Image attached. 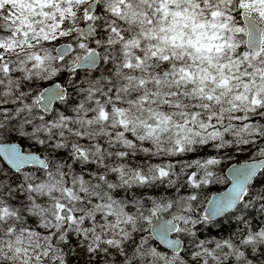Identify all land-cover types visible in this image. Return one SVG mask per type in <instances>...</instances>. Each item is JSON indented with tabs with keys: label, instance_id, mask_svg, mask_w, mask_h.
Listing matches in <instances>:
<instances>
[{
	"label": "snow or ice",
	"instance_id": "obj_1",
	"mask_svg": "<svg viewBox=\"0 0 264 264\" xmlns=\"http://www.w3.org/2000/svg\"><path fill=\"white\" fill-rule=\"evenodd\" d=\"M198 2L199 20L185 17L184 10L169 0H0L3 261L264 264V135L260 134L264 130V25L254 19L264 20V0ZM144 24L148 31L137 27ZM189 25L195 39L189 36L185 41L184 29ZM169 32L170 36L158 34ZM150 33L155 41L170 40L172 48L187 43L197 54L199 63L192 52L183 53L196 64L194 72L169 63L176 52L165 55L166 47L148 46L153 61L163 64L158 74L177 88L191 85L190 96L196 101L192 110L157 112L141 123L142 134L137 133L134 119L121 115L112 127L118 128L115 135L122 140L85 148L81 145L88 141L81 137L80 144L66 147L69 133L62 121L73 113L62 105L80 103L69 93H77L81 75L97 64L113 67V50L126 58L133 46L139 49L135 57L139 67L145 59L141 37L147 39ZM237 34L247 37L246 47H240ZM49 52L56 57L51 66ZM123 66L131 69L132 60L124 59ZM173 95L189 98L186 92ZM8 96L10 101L5 100ZM147 102L148 97H143L141 103ZM165 105L181 109L179 99L173 103L170 96ZM174 117L179 118L173 122ZM99 119L108 120V113L101 110ZM247 129L253 131L245 134L254 138L235 142L236 133ZM115 143L122 145L116 156L122 162L137 157L152 163L147 168L133 165L132 182L107 184L106 198L98 194L86 198V181L95 179L99 188L106 179L99 174L103 157L93 159L92 150L102 153ZM237 149L241 153L253 149L260 155L230 167L224 177L227 190L209 198L204 186L220 180L219 156ZM45 153L61 163L51 165ZM186 155L193 158L186 160ZM249 156L251 152L239 155L245 160ZM68 165L75 170L71 178ZM56 169H61L59 174ZM113 171L123 175L124 164ZM176 172L184 179H177ZM115 174L107 179L115 180ZM61 178L64 188L57 190Z\"/></svg>",
	"mask_w": 264,
	"mask_h": 264
},
{
	"label": "clouds",
	"instance_id": "obj_2",
	"mask_svg": "<svg viewBox=\"0 0 264 264\" xmlns=\"http://www.w3.org/2000/svg\"><path fill=\"white\" fill-rule=\"evenodd\" d=\"M170 3H175L179 9L184 10V16L191 19L193 16L197 20H199L202 16L200 4L198 0H169ZM141 11H143V5L139 6ZM153 19H157L153 17ZM171 19L169 23L171 24ZM257 23L264 25V20H261L259 17H254ZM183 21H181L182 23ZM137 27L144 28L145 31H148V25H138ZM136 29H133V34H135ZM185 32V41L192 36L195 39V36L192 35L191 25L187 29H184ZM159 35H171V33H158ZM242 34H237V41L240 47H246L247 37ZM141 44L143 45L144 51V63L137 67L135 63V57L139 52V49L133 46L130 48L129 55L126 58H122L118 52L114 49L112 52V60L113 67H109L107 63L103 66L97 64V67L91 69L86 72V74L81 75V81L77 83V93L72 95L69 93V96L73 100H77L80 103L77 105H70L67 102L63 103L62 107L67 108L68 112L73 113V115L62 123L64 124V130L68 131V135L65 137V146L68 144H80V138L83 137L87 139L88 144L81 145L85 148L88 147L89 144H101L102 146L111 140H122L123 137H118L115 133L118 131V128L112 127L113 124L119 123V118L121 115L124 116L126 120H135L136 121V130L138 134H142V122H147L153 119L154 114L157 112H172V111H183L185 108L188 111L192 110V105L194 102V98H191V85L187 88L180 87L177 88L175 83L169 80L168 77L158 74L157 68L159 67L161 71H163V64L160 60L153 61L151 56V49H149V45H158L161 48H167V52L163 53L165 55L170 54L172 52H176V57L169 61L170 64L175 63L177 66L183 64L186 67L191 68L194 72L196 71V64H194L188 56L184 55L185 52H192L193 58L197 60L199 63V58L197 54L185 44L184 48H172L171 41L160 42L152 39V35L150 33L147 39L141 37ZM238 50V49H237ZM124 59H131L133 62V66L131 69H125L123 66ZM56 61V57L49 52L48 53V64L49 66ZM117 61H120L119 65H117ZM253 63H258V61H253ZM151 65V69L149 70V66ZM97 72L99 74H97ZM59 75V72L56 73ZM55 79V77H53ZM143 80L145 83L143 85L140 84V81ZM159 83H156V81ZM84 83L85 87L80 88L79 83ZM43 83L47 84L48 81L45 80ZM39 87V85H37ZM116 90L118 92L117 95H113V91ZM186 92L189 93V98L185 97H176L173 95L175 92ZM155 93V95H153ZM83 96V99H81ZM148 97V102L145 104L141 103L143 97ZM171 97L173 103L179 99L181 104V109H171L165 105V98ZM12 97H5L6 101H10ZM154 101V103H153ZM199 103H203V101H199ZM33 107H37V105H33ZM120 108L123 111L118 113L114 111V109ZM149 109L151 111H149ZM103 110L108 113V120L99 119V112ZM179 117H174L173 122ZM89 120L91 123H89ZM253 131L252 129L244 130V132L236 133L234 137V141L238 143H243L245 139L249 141L254 137H249L245 133ZM113 133L112 136H109L108 133ZM261 135H264V130L260 131ZM122 145L120 143L112 144L109 147H105L102 153L92 150V158L98 159L103 157L101 161L100 175H103L106 179L101 182V186L97 188L96 180L86 181L84 187L88 188V195L86 198H90L94 194H98L101 198H106L109 194L110 190L107 188V184L115 183L117 186H120L121 182L124 183L132 182V174L135 172V168L133 165L140 166L142 165L144 168H147L152 161L144 160L137 157H132L131 163L127 160L121 161L116 158L117 153L121 150ZM129 151H134V149L129 148ZM109 152H111V156H109ZM248 152L252 153V156H249L248 160L243 161V163H248L252 160V157L259 156L260 153L253 151V149H248L246 152L241 153L239 149H237L234 153L225 152L219 156L222 163L216 166V175L220 177L219 181L215 179L212 180L211 183L205 184L204 188L207 190L213 185L217 184H225L224 176L221 175L220 169L222 165L228 164L236 159H238L239 155H247ZM164 152H161L159 155H164ZM45 158L49 160L51 165H58L61 163L60 160L56 158L55 155L49 156L47 153L44 154ZM186 160H190L193 157L190 155H186L184 157ZM64 161L67 162V158H64ZM167 162V161H165ZM121 163L125 166V173L123 175L115 174L114 169L120 167ZM235 163L232 164V166ZM70 172L68 175L71 178V172L75 171L72 169L71 165H68ZM61 169H56V173L59 174ZM175 171V170H173ZM116 175L115 180H109L108 177ZM186 174V173H185ZM176 177L179 180L184 179V175L180 172H176ZM183 187V185H181ZM57 190H62L64 188L63 178L61 181L56 184ZM160 185H157V190H159ZM179 191V189L177 190ZM79 189H77V194ZM161 196H167L166 192H160ZM175 195V193H173ZM209 197V196H208ZM63 198V197H61ZM203 200H201V204ZM75 210V209H74ZM195 211V208L193 209ZM225 223L227 221L225 220ZM0 264H10V262L3 261V257H0Z\"/></svg>",
	"mask_w": 264,
	"mask_h": 264
},
{
	"label": "trees",
	"instance_id": "obj_3",
	"mask_svg": "<svg viewBox=\"0 0 264 264\" xmlns=\"http://www.w3.org/2000/svg\"><path fill=\"white\" fill-rule=\"evenodd\" d=\"M243 161H245V158H242V157H238V159H236V160H234V161H232V162H230V163H228V164H225V165H222V167H221V175H223L224 177H225V171H226V169L230 166V165H232L233 163H243ZM228 187V184H217V185H213V186H211L210 188H208V190H207V195L209 196V198H210V196L212 195V194H214V193H219V192H222V191H224L226 188Z\"/></svg>",
	"mask_w": 264,
	"mask_h": 264
},
{
	"label": "water",
	"instance_id": "obj_4",
	"mask_svg": "<svg viewBox=\"0 0 264 264\" xmlns=\"http://www.w3.org/2000/svg\"><path fill=\"white\" fill-rule=\"evenodd\" d=\"M240 164H241V163H240ZM230 167H232V165H231ZM230 167H229V168H230ZM229 168H228V169H229ZM228 169L226 170V177H227L228 174H229V173H228ZM226 190H227V189H226ZM226 190H225V191H226ZM216 194H218V193H216ZM216 194H214V195H216Z\"/></svg>",
	"mask_w": 264,
	"mask_h": 264
}]
</instances>
